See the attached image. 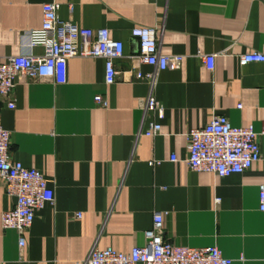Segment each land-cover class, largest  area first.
Returning <instances> with one entry per match:
<instances>
[{
  "label": "crops",
  "instance_id": "1",
  "mask_svg": "<svg viewBox=\"0 0 264 264\" xmlns=\"http://www.w3.org/2000/svg\"><path fill=\"white\" fill-rule=\"evenodd\" d=\"M45 2L59 5L62 20L108 28L124 55L115 60L113 84L105 83L104 59L72 58L65 83L19 78L16 107L0 98L12 158L39 169L55 192V203L38 210L26 230L20 255L17 231L2 227L16 199L0 176V264H81L94 246L130 252L144 244L157 212H165L163 236L175 245H215L231 264H264V212L257 208L264 133L261 159L242 173L218 177L184 162L186 133L214 115L264 131V62H238L243 53H264V0H0L1 61L44 54L29 42ZM135 26L155 28L159 51L182 55L180 67L155 71L139 62ZM204 54L216 55L212 70ZM136 69L156 73L153 86ZM150 93L164 107L153 137L140 133L156 120L140 103ZM97 94L106 107L96 104ZM153 159L159 163L150 166Z\"/></svg>",
  "mask_w": 264,
  "mask_h": 264
},
{
  "label": "built area",
  "instance_id": "2",
  "mask_svg": "<svg viewBox=\"0 0 264 264\" xmlns=\"http://www.w3.org/2000/svg\"><path fill=\"white\" fill-rule=\"evenodd\" d=\"M56 2L42 5V26L30 33L29 45L43 46L42 55L18 54L0 60V98L7 97V106L16 107L14 90L19 78H48L56 84L67 81L68 62L72 58H102L105 61V83L116 82L115 60L123 57L124 44L114 39L108 28H87L62 20L58 15ZM132 36L138 44V59L155 71L176 70L180 67L182 55L164 54L158 48V32L155 28L135 26ZM215 54L201 55L208 70L214 68ZM238 62H264V53L246 52L239 56ZM156 73L143 74L135 70V77L145 79L153 86ZM95 102L106 107L104 95L97 94ZM145 113H154L156 120L149 121L140 132L153 137L160 133V120L164 116L163 105L150 93L140 102ZM237 108H242L237 104ZM252 124L232 126L225 115H214L199 128H191L186 133V166L196 172H207L218 177L242 173L261 159L258 136ZM11 132L0 121V176L7 194L16 201L12 209L2 213V227L15 229L19 235V253L26 248L24 234L32 225L36 212L47 204L55 203V192L51 181L35 167H27L11 156ZM175 155L169 160L175 161ZM159 160H149L153 166ZM258 210L264 212V183L258 190ZM165 212L153 215L152 225L144 233V244L134 246L130 252L117 250L112 246H94L89 256L81 264H231L232 259L223 256L215 246L194 248L175 245L163 236L162 221Z\"/></svg>",
  "mask_w": 264,
  "mask_h": 264
}]
</instances>
